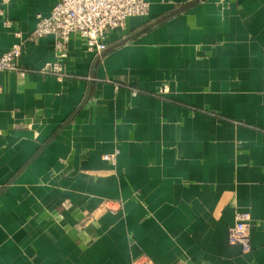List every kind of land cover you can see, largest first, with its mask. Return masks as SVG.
<instances>
[{
	"label": "crops",
	"instance_id": "1",
	"mask_svg": "<svg viewBox=\"0 0 264 264\" xmlns=\"http://www.w3.org/2000/svg\"><path fill=\"white\" fill-rule=\"evenodd\" d=\"M147 1L100 57L0 73V264H264V0ZM55 2L7 0L0 55Z\"/></svg>",
	"mask_w": 264,
	"mask_h": 264
},
{
	"label": "built area",
	"instance_id": "2",
	"mask_svg": "<svg viewBox=\"0 0 264 264\" xmlns=\"http://www.w3.org/2000/svg\"><path fill=\"white\" fill-rule=\"evenodd\" d=\"M7 0L0 1V18L5 28L13 26L3 7ZM147 0H56L47 15L36 13L34 29L26 36L21 31L13 32L15 41L0 55V73L24 74L28 71L60 76L67 57V45L72 35L80 37L86 49L100 57L106 48L108 32L122 28L131 16H145L149 11ZM51 35L53 61H46L40 68L33 70L19 65L18 59L24 43ZM113 155L105 154L104 159ZM250 216L238 213L228 234V241L249 249L248 227ZM132 264H138L134 261Z\"/></svg>",
	"mask_w": 264,
	"mask_h": 264
}]
</instances>
